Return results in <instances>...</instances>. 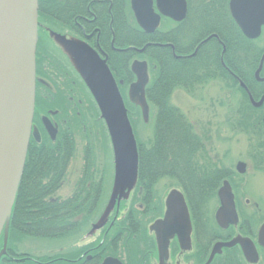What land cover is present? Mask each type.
<instances>
[{
	"label": "flooded vegetation",
	"instance_id": "1",
	"mask_svg": "<svg viewBox=\"0 0 264 264\" xmlns=\"http://www.w3.org/2000/svg\"><path fill=\"white\" fill-rule=\"evenodd\" d=\"M152 1L153 12L160 17L159 26L154 33L162 34L167 40L165 43L147 41L139 46L138 41L141 37L131 0H38L36 104L33 129H37L40 141L31 135L28 149L33 148L32 152L37 153L49 151L52 154L49 157L52 170L47 175L49 178L46 177L47 180L42 182L45 172L41 171L48 160L38 157L36 166L31 168L28 166L30 170L27 172V181L22 182L24 183L22 204L25 211L21 220L22 225L32 224L33 221L25 220V215L40 213L45 210L47 204H56L66 212L67 236L53 238L21 236L17 238V246H9L14 237L7 235L5 253L1 257L5 258V264H104L108 259L117 260L121 264H206L215 244L231 242L236 237L253 241L261 258L264 248L258 246V234L256 240L250 235L253 230L250 233L248 221L244 223L241 220V213L245 212L240 208V199H237L241 189L240 184L235 183L238 177L236 174H246L245 162H242L246 164L245 174L238 173L237 165L241 163L239 162L235 166V171L232 166L230 172L228 170L225 172L226 176L220 183L209 182L210 189L207 193L211 190L215 192V196L203 204L201 198L197 202L191 196L196 192L191 193L181 181H171L169 176L161 178L155 187L149 185L150 187L138 188V172L134 178L132 172L124 174L118 172L106 125H102L108 138L107 145L105 141L102 147L103 154L100 153L98 157L93 158L97 161L96 164L89 156L91 152H97L98 146L87 138H93L95 133L98 134L96 127L100 126L98 123L95 125L98 118L90 114L91 99L93 106H96L94 111L99 113V108L86 79L84 61L79 57L75 46L83 51H92L107 66L125 105L129 99L130 84L136 81L132 73V63L147 62L150 78L148 85L150 84V67L145 58L149 49L153 47L171 49L175 58L191 59L197 55L200 48L214 40L222 46L223 52L226 51V45L220 40L219 35L211 33L201 39L192 55H177L175 52L177 47L182 50L189 48L184 37L182 38L188 11L183 21L176 22L171 18L162 17L156 0ZM186 2L188 7V1ZM230 3L231 0L228 1V10L232 18ZM232 20L236 24L234 18ZM237 27L239 28L238 25ZM171 36L174 39H171ZM58 41L69 50L65 52L57 44ZM249 41L256 42L258 48L264 50V26L261 28L260 36ZM76 64L80 65L81 70ZM226 70L232 78H236L250 105L255 109H264V103L260 107H255L251 101L258 103L264 97V64L259 79L256 77L257 69L253 80L249 81L254 92L256 91L257 99L244 80L237 78L227 67ZM242 84L246 88H243ZM230 96L229 94L228 97ZM146 99L148 102L147 95ZM45 119H48L56 130L55 140H52L46 131ZM82 123L86 124L85 128ZM78 128L88 131L85 133L88 136L80 138L79 134L74 133ZM229 142L233 144L235 141ZM26 162L24 170L28 164ZM34 169H37L36 173H32ZM119 176L123 177L119 179ZM31 180L34 184H31ZM225 182L231 187L238 220L236 224L231 223L223 229L216 222V213L221 208L218 193ZM243 182L241 181L242 185ZM162 184L165 186L162 187ZM174 193L178 194L187 207L191 234L187 240L178 235L171 237L167 244L162 243L161 250L156 225L165 221L167 206L169 202L172 203L171 196ZM213 206L217 207L212 209ZM77 227L79 228L76 229ZM235 231L240 233L232 236L231 233ZM227 233L229 235L224 240L222 237ZM30 238L43 247L40 251L42 254L23 247L33 243L29 241ZM60 243L65 246L57 247ZM49 244L50 247L56 246L57 250L49 253ZM228 250H236L243 254L240 246L223 249L221 255L214 256L211 264H219L217 260L219 256L232 255L227 253ZM242 257L245 260L243 255Z\"/></svg>",
	"mask_w": 264,
	"mask_h": 264
},
{
	"label": "trees",
	"instance_id": "2",
	"mask_svg": "<svg viewBox=\"0 0 264 264\" xmlns=\"http://www.w3.org/2000/svg\"><path fill=\"white\" fill-rule=\"evenodd\" d=\"M187 1L188 15L184 21V30H182L184 36L182 35V38L184 37V41L189 48L188 50H182L177 47L176 54L180 56L192 55L201 39L206 38L211 33L219 35L220 40L226 45V51L223 52L222 46L213 40L200 48L197 55L191 59L187 57L177 59L171 49L165 48L153 47L147 52L145 58L149 62L151 81L147 87L146 95L151 106V115H153V121L150 120L149 125L152 126L154 134L151 140L142 142L139 140L137 131L135 133L138 153V188H146L149 185L155 187L161 178L169 176L171 181H181L184 187L191 190V193L196 192L192 193L191 196L197 202L201 198L203 203L206 200L209 202L215 196V192L211 190L207 193V190L210 189L209 182L212 181L213 184L220 183L226 176L225 172L227 170L230 172V169H232V165L226 163L218 155L217 148L219 145L228 147L229 141L234 140L237 142L241 138H245L248 144V157L255 172L264 174V109H255L250 105L247 95L239 86L236 78H232L226 70L227 67L237 78L244 80L250 87L255 99H257L256 91L254 92L249 81L253 80L264 50L258 48L256 42L244 38L237 25L230 18L231 16H229V0ZM138 30L141 37L138 41L139 46L147 41L165 43L167 40L160 33L156 32L149 35L143 33L140 28ZM171 39L174 38L171 36ZM212 83L219 84L225 95L224 101L220 102L221 109L225 111L224 121H222L224 122L223 130H221L222 127L217 125L215 132L211 130L203 132L198 130V132L196 126L182 113V110L172 104V98L174 92L179 90L190 96H196L198 92H201ZM229 94L230 97H228ZM125 106L129 111V120L132 126L134 118L139 117L138 109L130 106L129 103H126ZM95 107L91 99L90 114H94L95 118H98L95 125L99 124L100 126L96 127L99 133H95L93 138L88 137L87 139L98 146L96 148L98 154L97 152L89 154L92 157V162L96 164L97 161L93 158L100 153V155L103 154L102 147L105 141L107 145L108 138L102 126L106 123L102 119L100 111L99 113L94 111ZM85 125L82 123L83 128H85ZM132 127L134 129V126ZM83 128L74 130V133L79 134L80 138L84 139L85 136H88L85 135L88 131ZM221 133L226 134L225 139H221ZM32 151L33 148L28 151L26 162L28 164L23 172L24 175L18 193H16L17 197L8 235L14 237V239L12 242L10 241L9 246H17V238L27 236L26 234H29V231L25 230H28L29 227H33L30 234L35 236L49 238L67 236L66 212L56 204H47L45 210L32 215L34 224L22 225L21 219L25 211L22 204L24 184L22 182L27 181V172H29L31 166H36L38 157H44L48 160L47 165L45 164L41 171L45 172V178L42 179V182L49 178L47 175L52 170V163L50 164L49 160L52 154L49 151L38 153ZM224 153V157L228 159L231 153L230 150L228 149ZM36 172L37 169H34L32 173ZM60 172L62 173V171ZM33 182L31 180V184H34ZM250 218L251 220L254 219L255 222L254 214L247 216L243 212L241 213V220L244 223L248 221L250 225ZM251 230L249 227L250 233ZM244 233L247 234L246 231ZM227 253L232 255H228V257L225 255L219 256L217 258L219 264H246L241 254L236 250H228ZM0 264H5V258L1 259ZM259 264H264V258Z\"/></svg>",
	"mask_w": 264,
	"mask_h": 264
},
{
	"label": "water",
	"instance_id": "3",
	"mask_svg": "<svg viewBox=\"0 0 264 264\" xmlns=\"http://www.w3.org/2000/svg\"><path fill=\"white\" fill-rule=\"evenodd\" d=\"M156 2L162 16L176 22L185 19L186 0H156ZM131 3L139 26L145 33L155 32L160 17L153 12V1L131 0ZM37 6L38 0H0V239L4 236V245L8 237L31 135L40 141L37 129H33L32 121L36 99ZM229 8L232 18L245 38L257 39L264 26V0H231ZM75 48L84 61L86 79L101 111V117L108 127L116 162L124 161L129 164V171L134 178L138 166L137 145L117 84L107 66L95 53L83 51L77 46ZM146 63L145 61L132 63V73L136 76V82L131 84L128 93L130 103L140 108L145 124L149 122L150 115L145 95L149 83ZM263 64L264 55L256 72L257 79ZM242 86L246 88L245 85ZM251 101L255 107H260L264 103V97L258 103ZM44 123L51 139L55 140L56 130L48 119H45ZM237 171L239 174H245L246 164L239 163ZM223 184L224 187L218 193L221 208L216 213V222L221 228L226 229L231 223L236 224L238 218L234 210L231 187L227 182ZM177 195L174 193L171 196L172 203H168L165 221L156 225L160 249L163 242L167 244L168 239L175 235L187 240L191 234L187 207ZM257 234L258 245L264 248V224ZM236 246L241 247L242 255L248 264L259 262L260 257L253 241L236 237L231 242L215 244L206 264H211L214 256L221 255L223 249H232ZM112 263L121 264L113 259L106 260L104 264Z\"/></svg>",
	"mask_w": 264,
	"mask_h": 264
},
{
	"label": "rangeland",
	"instance_id": "4",
	"mask_svg": "<svg viewBox=\"0 0 264 264\" xmlns=\"http://www.w3.org/2000/svg\"><path fill=\"white\" fill-rule=\"evenodd\" d=\"M61 48L66 52L69 49L62 45L61 42H57ZM188 50V49H187ZM77 65V64H76ZM80 65H77L79 70H81ZM83 70V69H82ZM224 91L222 90V87H220L219 84H211L205 89H203L201 92H198L196 96H190L189 94L185 93L184 91L181 92V90L174 92L173 98H172V104L179 107L180 110H182V113H184L189 120L196 126L197 131L203 132L205 130H211L212 132L216 131L217 125L222 127L225 117V111L221 109L220 102L224 101ZM139 113V117L134 118L133 120V133L135 135L136 131L139 137V140L142 142H148L151 140L153 133L152 126L144 124L142 121L141 111L137 110ZM151 120L153 121V115H151ZM223 130V127L221 128ZM198 131V132H199ZM229 134V133H227ZM225 133H221V139H225ZM248 144L245 138H241L237 142H233V144H229L228 147H222L221 145L218 146V155L226 161V163H230L234 167L239 162H245L247 164V172L245 175H238V177L235 180V183L240 184L239 195L237 199H240L239 205L240 208L244 209V212L247 216L255 215V222L254 219L251 220L250 218V228L253 230L255 228V231L251 236L252 238L257 239V233L260 229V226L264 223V174L255 172L252 162H250L248 157ZM230 150V155L227 158L224 157V152ZM220 158V159H221ZM129 167V164H126L124 161H118L117 163V170L119 172H124ZM126 173V171H125ZM241 176V177H240ZM122 177V176H121ZM241 181H244L243 185ZM248 184V186H247ZM165 186L162 184V187ZM238 204V203H237ZM217 207V206H216ZM213 206L212 209L216 208ZM214 214V212H213ZM212 216V215H211ZM25 220L28 222H31L34 220L32 215L26 216ZM33 224V222H32ZM33 227H29L28 230L29 234H26L28 237H32L35 235L30 234V230ZM240 233V231L232 232L231 235L235 236V234ZM229 233L223 235V239L226 240V236H228ZM3 237L0 239V255L3 252V245L4 240ZM31 242L29 245L23 246L24 248L30 249L31 251H37L40 254H42L40 251L43 250V247L41 245H37V243H34L32 241V238H30ZM18 245V244H17ZM65 245L63 243H60L57 245V247H64ZM52 247V249H50ZM50 247L48 252L53 250H57L56 246L52 245ZM45 249V248H44ZM46 250V249H45ZM53 253V252H52ZM3 255V254H2ZM39 255V254H38ZM242 257V255H241ZM243 258V257H242ZM264 258V252L261 253V260ZM245 262V260H243ZM246 263V262H245Z\"/></svg>",
	"mask_w": 264,
	"mask_h": 264
}]
</instances>
